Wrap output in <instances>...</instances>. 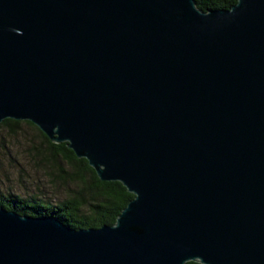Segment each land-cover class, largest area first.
<instances>
[{
	"label": "water",
	"instance_id": "obj_1",
	"mask_svg": "<svg viewBox=\"0 0 264 264\" xmlns=\"http://www.w3.org/2000/svg\"><path fill=\"white\" fill-rule=\"evenodd\" d=\"M133 196L73 228L0 207V264H264V0H0V121Z\"/></svg>",
	"mask_w": 264,
	"mask_h": 264
},
{
	"label": "trees",
	"instance_id": "obj_2",
	"mask_svg": "<svg viewBox=\"0 0 264 264\" xmlns=\"http://www.w3.org/2000/svg\"><path fill=\"white\" fill-rule=\"evenodd\" d=\"M200 10L226 9L235 0H194ZM21 120L5 118L4 124H15ZM31 126L39 137L33 146L40 162L48 163L58 178L74 183L78 188L62 199L50 203L35 196L23 197L13 192L0 191V207L19 214L31 216H54L69 227L87 228L111 224L126 202L133 196L118 181H101L84 158H77L65 142L50 141L35 125ZM184 264H200L187 261Z\"/></svg>",
	"mask_w": 264,
	"mask_h": 264
},
{
	"label": "rangeland",
	"instance_id": "obj_3",
	"mask_svg": "<svg viewBox=\"0 0 264 264\" xmlns=\"http://www.w3.org/2000/svg\"><path fill=\"white\" fill-rule=\"evenodd\" d=\"M38 142L36 131L22 120L0 126V191L54 203L78 187L38 160L33 149Z\"/></svg>",
	"mask_w": 264,
	"mask_h": 264
}]
</instances>
